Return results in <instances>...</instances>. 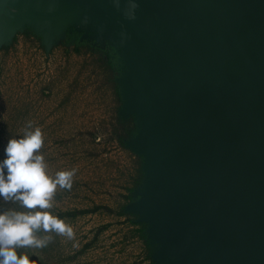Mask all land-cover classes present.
<instances>
[{
  "label": "rangeland",
  "instance_id": "rangeland-1",
  "mask_svg": "<svg viewBox=\"0 0 264 264\" xmlns=\"http://www.w3.org/2000/svg\"><path fill=\"white\" fill-rule=\"evenodd\" d=\"M85 1L77 0L82 4ZM170 1L179 5L176 11L154 5V10L160 11L159 16L170 17V27L180 37V55L170 61L159 58L158 41L146 38L143 31L133 37L136 42H131L126 56H122L109 43L96 40L94 33L84 31L89 35L83 36L68 21L42 26L44 33L30 26L13 32L15 25H9L8 39L0 40V158L7 140L22 135L30 121L42 131L39 152L44 156L47 173L54 176L59 170L75 169L71 189L58 186L49 210L72 225L75 237L69 240L55 233H38L53 236L47 247L18 250V253L27 252L35 264L123 261L146 264L144 244L135 242L134 235L124 226L116 225L112 216L116 211L117 186L126 179L120 167L131 163L138 168L140 159L133 158L130 162L129 155L117 145L114 132L118 102L112 92L110 75L99 71L96 60L85 62L81 55L69 53V49L61 46L71 31L115 56L116 81L126 98L124 111L120 112V106L119 115L127 121L130 132L124 143L138 156L144 157L140 150L147 155L142 166L143 180L134 190L133 202L125 207V212L146 223L155 264H264V251L246 258L238 246L230 248L220 242L229 236V230L225 231L228 222L237 221L240 214L231 210V215H226L229 211L221 199L225 198L222 192L217 196L221 203L211 211L204 201L201 204L191 196L198 191L192 180L185 181L186 172L180 174V180L179 173L176 174L185 157L188 160L185 162H189L206 154L207 140L214 134L201 133L202 146L192 138L191 146L173 149L168 140L177 136L172 135L168 124L179 117H170L169 110L163 119L143 113L140 133L135 136L137 128L131 124L133 117L128 113L134 108V96H141L143 84L153 81L149 79L151 74L155 82L166 75L178 87L154 103H165V109L169 100L166 97L190 98L198 92L194 87L202 85L208 95L196 103L202 106V113L209 109L223 110L226 123L250 127L249 139L264 144V0ZM111 2L112 12V6L100 10L105 18L135 17L131 0ZM177 18L185 26L174 23ZM188 26L192 27L193 37L184 43L183 34ZM79 29L82 31V27ZM197 35L202 37V46L198 45ZM183 82H186L185 90ZM245 121L248 123L244 124ZM202 126L206 127L204 122ZM232 156L231 152L226 156L228 164L234 161ZM215 165L221 172L218 182L227 174L231 180V173L226 171L232 169L226 170L224 160ZM245 173L247 170L242 176ZM213 180L206 176L197 179L199 186ZM231 189L235 196L247 189L243 199L263 193L253 185V180L233 183ZM13 207H18V202L0 200V210ZM235 228L240 231L243 226L236 223Z\"/></svg>",
  "mask_w": 264,
  "mask_h": 264
},
{
  "label": "crops",
  "instance_id": "crops-1",
  "mask_svg": "<svg viewBox=\"0 0 264 264\" xmlns=\"http://www.w3.org/2000/svg\"><path fill=\"white\" fill-rule=\"evenodd\" d=\"M131 1L133 2H131V4L134 8L135 17L125 20L122 18L108 19L105 18L104 13H100L103 7L107 9L113 5L111 0H86L84 4L78 3L77 0H0V40L6 39V37L8 39L7 35L10 33L9 25H15L13 32L21 27L30 26L44 33L45 30L41 29L42 26L51 27L54 24H64L68 21L69 24H71V26L73 25L72 27L81 32L83 36L86 37L89 35L84 34L85 32L94 33V38L96 40L102 43H109L113 48L117 49L122 56H126L127 49L131 48V42L135 41L133 37L139 31H143L146 38H155L158 41L156 43L159 44H156V46L159 51L160 59L165 58V60H168V58L176 57L179 54L180 46L176 43L178 37L175 36V33L171 31L170 28L160 27L159 19L154 18L153 13H149L148 10L141 5L139 0ZM112 9L113 6L110 8V12H112ZM79 27H82V31ZM139 47L140 45H138V48ZM143 72H145V70H143ZM154 77L155 76L151 74L149 77L150 81L153 80L152 82H154L156 79H154ZM185 88L186 82H183L182 89L185 90ZM194 90L198 92L195 91V93H192L190 98H187L186 95L178 100L174 99L173 96L166 97L169 100L166 101L165 109L163 106L165 103L153 102L160 101L161 96L151 95L143 90L141 91V96H134V108L128 111V113L133 117L135 127L137 128L135 136L140 133V120L143 113L150 116L154 115L158 119H163L165 114L167 115L166 110H169L168 113L170 117H179L177 121L168 124L172 135L177 136L175 138L172 137L170 141L168 140V142L173 145V149L177 147H186V145L191 146L193 144L191 141L192 138H196V143L201 146L204 141L201 133L206 135L207 132H201L198 122L195 121V118L200 115L199 113L202 108L201 105L196 103L202 100L207 94H205L201 85H198V88L194 87ZM125 106L126 98L121 93L120 112L124 111ZM140 151L144 156L143 161L147 162V155L144 154L145 151ZM232 152L233 151H231V156L234 155L232 156L234 161L228 164V160H225L226 170L232 169L231 171H226L231 173V180H229L230 175L227 174L223 180L221 179V181L218 182L221 172L216 166L200 170L196 173L194 179H189L193 181V187L198 191L191 194V196L195 201L199 200L201 204L204 201L207 209L211 211L217 209L218 203H221V199H223V202L226 204V210L229 211L228 214L226 212V215H231V210L240 211L237 221L231 220L228 222L230 225L225 231L230 229L231 223L234 225L236 223L241 224L243 229L240 231H248L258 224V216L264 211V198L260 193H257L243 199L242 197L247 193L246 189H243L242 192L235 196L231 187L233 183H240L242 180H252L250 174L252 175L253 170H257L264 165V158H257L253 153L237 155ZM185 159L186 157L182 160V164L177 167L178 172L176 174H178L187 163L191 162H185L188 161ZM235 170L239 171V175ZM245 170H247V173L242 176ZM204 176L214 178V182L199 186L197 179ZM245 186L246 183L244 188ZM219 192H222L225 198L220 199L217 197ZM196 207L197 204L194 205V208Z\"/></svg>",
  "mask_w": 264,
  "mask_h": 264
},
{
  "label": "clouds",
  "instance_id": "clouds-1",
  "mask_svg": "<svg viewBox=\"0 0 264 264\" xmlns=\"http://www.w3.org/2000/svg\"><path fill=\"white\" fill-rule=\"evenodd\" d=\"M40 127L29 121L23 134L9 138L0 158V200L18 202V207L0 210V264H35L22 248H45L55 233L74 239L72 225L54 215L53 195L59 186L71 189L75 169L47 173L42 153Z\"/></svg>",
  "mask_w": 264,
  "mask_h": 264
},
{
  "label": "water",
  "instance_id": "water-1",
  "mask_svg": "<svg viewBox=\"0 0 264 264\" xmlns=\"http://www.w3.org/2000/svg\"><path fill=\"white\" fill-rule=\"evenodd\" d=\"M139 2L144 8L148 10L149 13L151 14L153 13L154 18L159 19L160 27L170 28V30L172 31L170 27V24H172L170 17L161 16V15L159 16L160 11L158 9L154 10V5L158 4L156 6L166 7L168 10L171 9V11H176V9L179 6L178 4H175L170 0H139ZM194 14L196 13L194 12ZM176 22L178 25L185 26L186 24L183 21L179 20L178 18L174 20V23ZM214 24H218V23H214ZM220 25L224 27L225 30L228 29V27L225 24H220ZM187 29L188 30L185 31L186 33L183 34L184 43H185V39L187 38L190 39L193 37L192 27L188 26ZM175 36L178 37L176 33ZM179 40L180 37H178V41ZM196 40L198 42V45L202 46V42H201L202 37L200 35L196 36ZM178 41H176V43H178L180 46L181 43ZM180 52H181V48L179 50L178 55H180ZM174 58L175 57L169 58V61L174 60ZM214 84L217 85V82ZM215 85H212L213 88H215ZM177 87L178 86L175 85V82H173L171 78L166 75L163 76L160 82H155V81L148 82L143 84L142 86L143 91H145L148 94L156 95V96H162L165 94L169 95L171 93H174ZM202 88L204 89L203 86ZM206 97H208V95H206ZM223 97L225 96L223 95ZM202 111L203 108H201V112L199 113L200 115L195 118V121L198 122V125L200 126V130H204L207 132L206 135L212 133L214 135L210 136L209 140H207L208 142H207L206 154L199 156L198 158L187 163L180 170L178 174L179 180H180L179 176L182 172L184 173L186 172L185 174H187L185 181L189 179H194L198 171L212 168L216 166L215 164L220 160L225 161L226 156L231 151L233 152L238 151L241 152V154L253 153L254 156H256L257 158L258 157L264 158V144L254 142L253 140L249 139V137L252 136V132L249 130L250 127L246 129V126L244 125L241 128V127H236V124L234 122H231V124L226 123V120L224 119L223 110L220 111L217 109L215 110L209 109L208 111H204L203 113ZM201 118L204 121H201ZM203 122L206 125V127L202 126ZM246 123L248 122L245 121L244 124ZM250 176L252 177L253 185L263 192L260 194L264 198V165L262 167H259V169L257 170H253L252 175L250 174ZM220 242L225 244L226 246H229L230 248L238 246L241 250V255L246 258L260 255V253L264 251V211L261 212L258 216L257 226L250 228L248 231H239L235 228V225L231 223L228 238L225 240H220Z\"/></svg>",
  "mask_w": 264,
  "mask_h": 264
},
{
  "label": "trees",
  "instance_id": "trees-1",
  "mask_svg": "<svg viewBox=\"0 0 264 264\" xmlns=\"http://www.w3.org/2000/svg\"><path fill=\"white\" fill-rule=\"evenodd\" d=\"M61 46L69 49V53L73 52V54L81 55L85 62L90 60H96L99 64V71L106 73L108 76L110 75V80L112 82V88L114 96L118 102V109L116 111V141L117 145L120 147L125 154L129 155L128 159L139 158L140 165L137 167H132V164H128L126 167L121 166V171L126 173V179L120 180L117 186L116 192V202L114 205L116 207V211L112 214V216L116 219L115 224L124 226L125 229L128 230V233H132L134 235V241H138L144 244V254L145 263L146 264H155L152 260L151 248L146 235L147 225L145 222H140L135 219L133 216H129L125 212V207L133 202V192L141 184L143 180V158L135 154L132 150L128 149L124 143L126 136L129 135L127 121L120 117L119 108L121 106V95L119 91V86L116 81V68H115V60L114 55L111 54L109 50L101 49L96 46H92L89 42L81 39V34L76 31H71L66 34L65 40L61 43ZM82 49H84L83 52ZM83 53V54H81ZM97 75L98 73L95 72ZM132 118V117H131ZM131 124L134 123V120L131 119ZM126 123V124H125ZM110 131V130H107ZM126 170V172H125ZM123 175V174H122ZM133 238V237H132ZM120 264H133L130 262L123 261Z\"/></svg>",
  "mask_w": 264,
  "mask_h": 264
}]
</instances>
